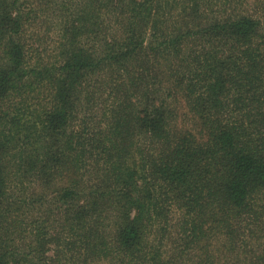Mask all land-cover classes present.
Masks as SVG:
<instances>
[{
	"label": "trees",
	"instance_id": "16d2710c",
	"mask_svg": "<svg viewBox=\"0 0 264 264\" xmlns=\"http://www.w3.org/2000/svg\"><path fill=\"white\" fill-rule=\"evenodd\" d=\"M0 264H264V0H0Z\"/></svg>",
	"mask_w": 264,
	"mask_h": 264
},
{
	"label": "rangeland",
	"instance_id": "374dc122",
	"mask_svg": "<svg viewBox=\"0 0 264 264\" xmlns=\"http://www.w3.org/2000/svg\"><path fill=\"white\" fill-rule=\"evenodd\" d=\"M45 7H48V8H45ZM54 7L55 6H45V5L43 6V8H45L46 13L44 14L45 17H43L42 19L45 20V23L47 24V26L49 28L47 31L45 39H43V40H45L43 42L44 43L43 46L46 49L50 48V46L52 45V41H53L52 35H49V34H51L53 31V29H52L53 21L52 20H54V17H52V13L54 12V9H55ZM53 27H54V24H53ZM181 102L182 101H179V107H180V112H181V117L179 118V123L183 127L188 128L190 130H197L198 127L195 125L194 120L189 115H186V114L183 115V112L186 111V107H185L184 103L183 102L181 103Z\"/></svg>",
	"mask_w": 264,
	"mask_h": 264
}]
</instances>
